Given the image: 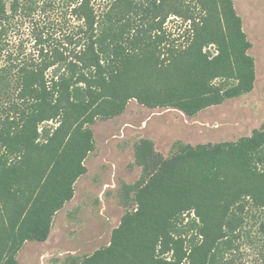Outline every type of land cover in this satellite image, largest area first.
<instances>
[{"label": "trees", "instance_id": "16d2710c", "mask_svg": "<svg viewBox=\"0 0 264 264\" xmlns=\"http://www.w3.org/2000/svg\"><path fill=\"white\" fill-rule=\"evenodd\" d=\"M192 1L199 17L186 16L192 35L180 46L163 27L182 17L186 0H0V217L9 212L0 223V264H18L26 242L47 239L86 172L97 119L121 115L131 100L193 117L252 91L254 62L232 0ZM52 15L76 22L62 44L45 30ZM25 27L32 50L16 42ZM212 47L214 55L204 51ZM50 123L52 132L41 127ZM134 158L142 174L125 190H136L138 209L122 224H136L126 230L139 240L132 264H214L219 244L230 243L249 210L264 215V129L236 142H177L169 158L142 139ZM185 212L194 214L201 239L189 250L177 227ZM156 248L171 259H158ZM104 253L113 248L82 264L101 262Z\"/></svg>", "mask_w": 264, "mask_h": 264}, {"label": "rangeland", "instance_id": "374dc122", "mask_svg": "<svg viewBox=\"0 0 264 264\" xmlns=\"http://www.w3.org/2000/svg\"><path fill=\"white\" fill-rule=\"evenodd\" d=\"M182 7V17H171L164 25V32L175 45H186L192 35L191 22L186 16L199 17L192 6V0ZM234 10L241 20V30L249 44L247 55L254 62L255 82L251 92L237 98L226 99L221 104L208 107L193 117H187L172 108H146L135 100L128 102L124 112L111 119H97L90 126L94 149L83 161L86 172L74 183V195L65 203L52 220V226L44 242H27L17 254L18 264H82L96 253L113 248V255L104 253L95 264H110L121 252V263L132 264L136 254L138 236L128 232L135 227L130 220L124 228L123 220L133 215L138 205L134 201L135 191L125 190L141 177V168L135 164L134 148L142 139L153 143L155 152L164 158L171 156L173 144L197 146L236 142L249 137L254 130L264 129V0H232ZM188 6V7H185ZM103 4L96 3L100 11ZM56 19L49 30L55 40L62 44L63 35L76 27V22L52 15ZM65 21V22H64ZM59 24V25H57ZM28 29L20 33L23 48L32 50ZM63 51V45L59 46ZM211 55L214 47L206 48ZM49 74V73H48ZM215 84H230L217 80ZM51 129L57 124L42 128ZM46 156L42 157V161ZM34 185L25 191L31 192ZM216 198L221 199V196ZM10 205V204H9ZM8 205V206H9ZM7 206V207H8ZM4 209L0 217L3 223L8 214ZM195 216L185 212L177 222V227L185 238V249H191L196 238V229L191 227ZM264 215L251 209L245 215L242 227L231 237L230 243L221 242L215 252L214 264H262L264 256V233L261 224ZM119 230L114 236V232ZM130 233V234H129ZM175 238L176 234L174 235ZM110 253V252H108ZM158 259H171V253L161 254L156 248ZM115 261V259H114ZM183 264H189L185 261Z\"/></svg>", "mask_w": 264, "mask_h": 264}, {"label": "crops", "instance_id": "0c3cea01", "mask_svg": "<svg viewBox=\"0 0 264 264\" xmlns=\"http://www.w3.org/2000/svg\"><path fill=\"white\" fill-rule=\"evenodd\" d=\"M27 243V242H26Z\"/></svg>", "mask_w": 264, "mask_h": 264}]
</instances>
